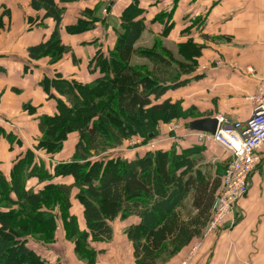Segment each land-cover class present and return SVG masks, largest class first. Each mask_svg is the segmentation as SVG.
<instances>
[{
    "label": "trees",
    "instance_id": "obj_1",
    "mask_svg": "<svg viewBox=\"0 0 264 264\" xmlns=\"http://www.w3.org/2000/svg\"><path fill=\"white\" fill-rule=\"evenodd\" d=\"M58 1L65 4L76 0ZM29 2L33 11L43 13L42 21H52L53 30L45 41L28 48V57L32 61L48 57L55 64L71 51L60 42L64 11L55 0ZM142 13L138 0L123 10L113 49L106 54L98 52L90 63V71L98 74L94 81L81 83L59 74L42 80L47 97L56 101V113L39 117L41 136L34 152L27 150L20 156L8 179L0 173V264H50L29 247V239H37L31 234L38 227L51 234L58 216L67 224V239L73 241V247L88 250L94 243L112 240L111 213L121 218L137 217L138 224L125 231L133 242L137 264H158L172 258L202 236L221 178L209 183L199 172L191 174L193 165L185 150L181 154L173 148L153 150L133 160L107 154L134 135L153 137L156 125L166 121L157 118L166 109L172 119H181L176 117L184 112L180 102L163 98L188 85V77L197 67L190 53L200 55V47L189 41L178 45L181 61L159 41L150 49H135L145 29ZM171 13L154 19L164 24L163 36L172 28ZM92 26L78 20L66 31L79 34ZM134 55L150 65H130ZM25 108L32 111L29 106ZM189 123L185 122L186 129ZM74 131L78 140L72 159L62 164L51 162ZM35 152H44L49 161L45 163ZM31 180L41 187L28 188ZM72 188L77 189L76 199L82 208L83 230L68 214ZM188 198L190 208L184 205ZM3 204L8 212H4Z\"/></svg>",
    "mask_w": 264,
    "mask_h": 264
},
{
    "label": "crops",
    "instance_id": "obj_2",
    "mask_svg": "<svg viewBox=\"0 0 264 264\" xmlns=\"http://www.w3.org/2000/svg\"><path fill=\"white\" fill-rule=\"evenodd\" d=\"M29 1L0 0V173L7 179L14 163L27 150L33 151L40 138L39 117L56 113V101L47 97L41 87L42 80L59 74L66 80L94 81L98 74L90 71V63L98 52L106 54L113 49L120 16L133 2L76 0L60 4L55 0L64 11L60 42L71 51L51 64L48 57L37 61L28 57V48L45 41L53 30L52 21H42L43 13L33 11ZM138 8L143 11L140 18L145 29L135 45L146 34L143 40L146 46H134L135 49L148 48L160 39L163 47L173 44L174 57L181 61L178 45L189 41L200 47V55L190 53L197 67L188 77V85L168 93L163 99L180 102L186 110L192 109L200 115L186 122L217 117L225 118L228 124L245 122L251 111L247 98L258 86V80L246 70L253 68L257 74L264 71V0H138ZM170 11L172 28L163 36L164 24L154 19ZM78 20L93 26L79 34L67 33L66 28L74 26ZM50 92L57 96L52 89ZM26 106L32 111L26 110ZM161 130L156 150L173 148L176 154L185 150L188 160L192 161L191 174L199 172L209 183L221 178L229 157L219 146L203 145L190 133L167 137ZM68 142H64L51 162H66L61 155L66 148H70L73 155L77 141L72 146ZM148 151L143 148L138 151V157ZM35 154L45 163L49 161L44 152ZM257 154L260 165L252 175L249 192L240 202L243 212L237 216L235 227L217 235L191 264H264V146ZM27 187L38 190L41 186L31 180ZM184 205L190 208V198ZM128 219L132 220V225L139 222L137 217ZM114 237L113 231L111 241ZM108 243L92 246L98 253L105 252L109 256L108 264H123L119 250L107 246ZM188 246L181 249L174 260ZM130 257L135 262L132 248Z\"/></svg>",
    "mask_w": 264,
    "mask_h": 264
},
{
    "label": "rangeland",
    "instance_id": "obj_3",
    "mask_svg": "<svg viewBox=\"0 0 264 264\" xmlns=\"http://www.w3.org/2000/svg\"><path fill=\"white\" fill-rule=\"evenodd\" d=\"M23 3V1H22ZM113 20V19H112ZM9 31V30H8ZM8 31L6 33H8ZM145 35L142 37V39L138 42L135 47L138 48V46H146L144 44V38ZM155 41L161 42L160 39H156ZM154 41V43H155ZM154 43L148 47L147 49H150ZM144 49V48H142ZM165 50L169 53H171L174 57V53L176 50L174 49L173 44L167 45L165 47ZM178 50V48H177ZM50 60V59H49ZM130 65H150L148 60L140 58L138 56H132L130 60ZM181 108L183 109V113H179V115H176V117H180L181 119H172V116L167 113V109L164 111L163 115H159L157 118H163L166 119L165 123H159L156 125L154 129V135H150L149 139H143L139 135H134L130 138H128L122 145V147L117 148L115 150H112L108 152L109 156H121L124 159H132L134 157H138V151L144 149H148L149 151H153L157 149V145L159 143V130L163 129L164 136H170L174 137L175 134H189V130L185 127V122L189 118H194L200 116L199 114H196L195 111L192 109H185V106L180 103ZM168 108V107H166ZM178 109V107H176ZM185 109V110H184ZM179 110H177L178 112ZM169 120H168V119ZM146 119L149 120L150 118L146 116ZM171 125V126H170ZM163 127V128H162ZM159 128V129H158ZM162 131V130H161ZM78 133L77 132H70L66 138V141L68 142V145L72 146L74 143L78 140ZM161 136H163V133H161ZM152 137V138H151ZM65 141V142H66ZM203 144V143H202ZM205 145V144H203ZM62 157H65L66 162L72 159L73 155L70 150V148H66L65 152L61 153ZM61 158V157H60ZM228 164V163H227ZM225 164V167L227 166ZM225 169V168H224ZM77 189L72 188L70 190V207L68 209V214L70 216H74L77 227L80 230L84 229V223L81 219V213L82 208L80 203L76 199ZM1 207H4V212H8L9 208L3 204ZM56 212L57 207L55 208ZM112 214V215H111ZM110 214V225L113 228V231L115 233V237L113 241L108 243L107 246H111L115 250H119L120 252V260L123 264H136L131 257L130 252L132 248V241L127 237L125 234V231H127L132 225V220L128 218H121L120 216L116 215L115 213ZM26 221V220H25ZM27 222V221H26ZM54 229L52 230L51 234L48 229L44 228H37L33 231L31 234L33 237H36L37 239H29V247L36 250L48 263L50 264H108V255L106 253H98L94 248L88 250L83 248L75 249L73 246V241L67 239V231L68 227L66 222H63L62 218L59 216L55 220L54 223ZM235 227H229L224 230H217L210 227L209 229L203 230L202 236L198 239H195L192 241V243L187 247L185 252L181 254L177 259L174 260L176 255L181 251H179L177 254H175L172 258H164L160 263L158 264H191L193 260L200 255V253L204 250L207 244L211 243L217 235L225 234L231 231ZM38 240H45L47 244H42L41 241ZM173 259V261L170 263V261Z\"/></svg>",
    "mask_w": 264,
    "mask_h": 264
},
{
    "label": "built area",
    "instance_id": "obj_4",
    "mask_svg": "<svg viewBox=\"0 0 264 264\" xmlns=\"http://www.w3.org/2000/svg\"><path fill=\"white\" fill-rule=\"evenodd\" d=\"M246 73L258 80L255 92L247 98L251 102L249 118L242 123L228 124L225 118L217 117L214 134L189 131L198 142L213 143L229 157L205 229L224 230L236 224L237 216L243 212L240 202L249 192L252 175L260 165L257 153L264 146V71L257 74L253 68H247Z\"/></svg>",
    "mask_w": 264,
    "mask_h": 264
},
{
    "label": "water",
    "instance_id": "obj_5",
    "mask_svg": "<svg viewBox=\"0 0 264 264\" xmlns=\"http://www.w3.org/2000/svg\"><path fill=\"white\" fill-rule=\"evenodd\" d=\"M217 128V120L215 118H204L191 121L188 125L190 131L207 132L214 134Z\"/></svg>",
    "mask_w": 264,
    "mask_h": 264
},
{
    "label": "bare ground",
    "instance_id": "obj_6",
    "mask_svg": "<svg viewBox=\"0 0 264 264\" xmlns=\"http://www.w3.org/2000/svg\"><path fill=\"white\" fill-rule=\"evenodd\" d=\"M190 131V130H189Z\"/></svg>",
    "mask_w": 264,
    "mask_h": 264
}]
</instances>
